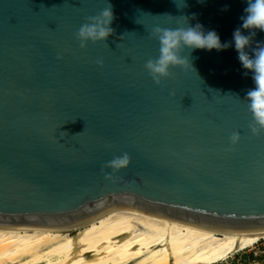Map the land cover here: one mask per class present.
I'll return each mask as SVG.
<instances>
[{"label": "water", "instance_id": "95a60500", "mask_svg": "<svg viewBox=\"0 0 264 264\" xmlns=\"http://www.w3.org/2000/svg\"><path fill=\"white\" fill-rule=\"evenodd\" d=\"M109 2L114 34L81 48L78 29L107 0H0V226L85 222L118 209L264 230V134L249 128L244 100L255 84L233 42L246 0ZM179 16L232 47L192 51L195 71L174 67L157 85L144 67L160 47L148 33L178 27ZM125 152L131 165L107 179L104 165Z\"/></svg>", "mask_w": 264, "mask_h": 264}, {"label": "bare ground", "instance_id": "6f19581e", "mask_svg": "<svg viewBox=\"0 0 264 264\" xmlns=\"http://www.w3.org/2000/svg\"><path fill=\"white\" fill-rule=\"evenodd\" d=\"M264 239L114 209L85 222L0 226V264H217Z\"/></svg>", "mask_w": 264, "mask_h": 264}, {"label": "clouds", "instance_id": "9594fccd", "mask_svg": "<svg viewBox=\"0 0 264 264\" xmlns=\"http://www.w3.org/2000/svg\"><path fill=\"white\" fill-rule=\"evenodd\" d=\"M246 3L245 15L240 17L242 25L233 32V42L238 53V60L247 70L245 75L248 72L252 73L255 87L247 91L244 101L253 117L249 124L251 133L260 136L264 134V43H257V46L253 48L252 42L256 36V30L264 31V0H246ZM224 10H227V7ZM192 18H195V14ZM115 19L114 6L107 0V6L97 15L87 17V22L78 29L76 39L80 42V47L86 48L89 41L107 44V39L115 31L111 27ZM178 24L176 28L155 26L148 33L149 38L157 40L160 47L158 57L148 59L144 67L157 85L162 83V78L168 79L173 76L171 69L174 67L184 71H195L191 58L192 51L196 49L224 51L232 47L233 42L222 43L216 31H206L199 23L195 26L191 25L188 16H179ZM245 30L249 32L248 35L244 34ZM124 38V35L120 37L121 40ZM185 52L187 55L184 54ZM97 63L103 66V60H98ZM170 94L175 95L174 92ZM241 139L239 131L230 136L233 146L239 144ZM131 162L132 158L127 152L115 156L104 165L105 169L112 170L111 173L105 172L106 178L112 180L115 173L128 168Z\"/></svg>", "mask_w": 264, "mask_h": 264}, {"label": "rangeland", "instance_id": "374dc122", "mask_svg": "<svg viewBox=\"0 0 264 264\" xmlns=\"http://www.w3.org/2000/svg\"><path fill=\"white\" fill-rule=\"evenodd\" d=\"M217 264H264V239Z\"/></svg>", "mask_w": 264, "mask_h": 264}]
</instances>
